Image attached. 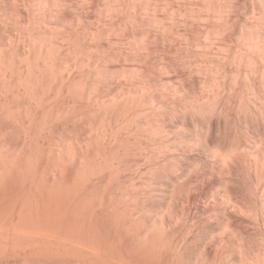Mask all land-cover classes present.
<instances>
[{"label": "bare ground", "instance_id": "bare-ground-1", "mask_svg": "<svg viewBox=\"0 0 264 264\" xmlns=\"http://www.w3.org/2000/svg\"><path fill=\"white\" fill-rule=\"evenodd\" d=\"M261 3L0 0V264H264Z\"/></svg>", "mask_w": 264, "mask_h": 264}, {"label": "rangeland", "instance_id": "rangeland-1", "mask_svg": "<svg viewBox=\"0 0 264 264\" xmlns=\"http://www.w3.org/2000/svg\"><path fill=\"white\" fill-rule=\"evenodd\" d=\"M243 1H244V2H243ZM248 1H249L250 4H247ZM248 1H246V0H238V4L240 5L239 8H240V7H245V8H240L239 10L242 11L243 14H246V18H247V17H250L249 19H247L248 21H250L249 24H252V25H253V24H255V21H257L255 25L258 24V25H257L258 27H257V26H256V27L259 28V26L261 27V24H262V26H263V22H262V20H260L262 23H261L260 21H259V23H258L259 16H258V13H257V12H259V11H258L259 9H260V11L263 10V9H262V7H263L262 4H263V3H261L263 0H261L260 2H259V1H256V0H255V1H253V0H248ZM241 2H242L243 4H241ZM246 2H247V3H246ZM244 3H245L246 5H245ZM251 3H252V4H251ZM256 3H259V5H256ZM242 5H243V6H242ZM247 5H249V6H248L249 8L247 7ZM260 5H262V6H260ZM248 9H249V11H248ZM246 10H247V11H246ZM253 10H254V13H253ZM250 11H251V12H250ZM249 12H250V13H249ZM247 13L250 14V16L247 15ZM252 14H253V15H252ZM251 16H252V18H251ZM251 19H254V20H253L254 22L252 21V23H251ZM253 26H254V25H253ZM254 28H255V26H254ZM257 28H256V29H257Z\"/></svg>", "mask_w": 264, "mask_h": 264}]
</instances>
